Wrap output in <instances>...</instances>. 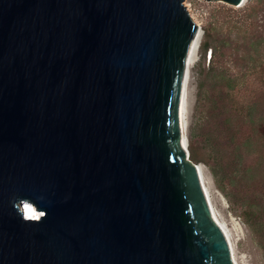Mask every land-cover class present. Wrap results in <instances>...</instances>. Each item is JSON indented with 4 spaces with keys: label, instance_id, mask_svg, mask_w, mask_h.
I'll list each match as a JSON object with an SVG mask.
<instances>
[{
    "label": "water",
    "instance_id": "obj_1",
    "mask_svg": "<svg viewBox=\"0 0 264 264\" xmlns=\"http://www.w3.org/2000/svg\"><path fill=\"white\" fill-rule=\"evenodd\" d=\"M197 31L183 0H0V264H234L182 144Z\"/></svg>",
    "mask_w": 264,
    "mask_h": 264
},
{
    "label": "rangeland",
    "instance_id": "obj_2",
    "mask_svg": "<svg viewBox=\"0 0 264 264\" xmlns=\"http://www.w3.org/2000/svg\"><path fill=\"white\" fill-rule=\"evenodd\" d=\"M183 5L202 35L191 69L189 159L204 169L237 264H264V0Z\"/></svg>",
    "mask_w": 264,
    "mask_h": 264
},
{
    "label": "bare ground",
    "instance_id": "obj_3",
    "mask_svg": "<svg viewBox=\"0 0 264 264\" xmlns=\"http://www.w3.org/2000/svg\"><path fill=\"white\" fill-rule=\"evenodd\" d=\"M245 0L243 1V3L240 5V7L244 4ZM198 27V31L196 33L195 39L189 49V52L187 54L186 57V65H185V71H184V76H183V82H182V90H181V97H180V103H179V120H180V128H181V132H182V144L183 146L187 149V136H186V124H187V116L189 114V108H190V85H191V69L195 63L196 57H197V52H198V48L199 45L201 43V30ZM188 151V150H187ZM199 177L201 180V184L203 187V190L205 192V195L207 197V201L209 203V207L212 213L213 218L215 219V221L217 222V224L219 225V227L222 229L223 233L225 234V237L228 241L229 244V248H230V252H231V257L233 259L234 264H237L235 256H234V252H233V248H232V244L231 241L229 239V233L227 231V229L225 228V226L219 222V220L216 218L215 212L213 210V207L211 205L210 202V198L208 195V191H207V187L205 185V177H204V169L203 167L199 166ZM221 200L224 201V199ZM23 213L25 218H35L38 219L40 217L41 214H36L33 213V211L31 210V208L29 207H25L23 208ZM231 224H232V231L234 232V234H236V236L242 234V229L241 226L231 217Z\"/></svg>",
    "mask_w": 264,
    "mask_h": 264
}]
</instances>
